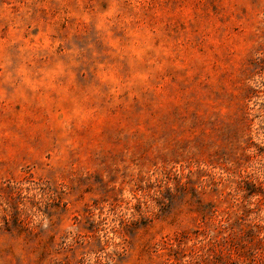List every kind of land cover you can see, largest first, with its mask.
Instances as JSON below:
<instances>
[{
	"label": "rangeland",
	"instance_id": "rangeland-1",
	"mask_svg": "<svg viewBox=\"0 0 264 264\" xmlns=\"http://www.w3.org/2000/svg\"><path fill=\"white\" fill-rule=\"evenodd\" d=\"M0 264H264V0H0Z\"/></svg>",
	"mask_w": 264,
	"mask_h": 264
}]
</instances>
